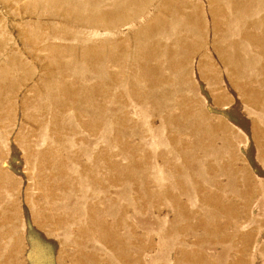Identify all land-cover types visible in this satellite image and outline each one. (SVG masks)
I'll return each mask as SVG.
<instances>
[{
  "label": "rangeland",
  "instance_id": "rangeland-1",
  "mask_svg": "<svg viewBox=\"0 0 264 264\" xmlns=\"http://www.w3.org/2000/svg\"><path fill=\"white\" fill-rule=\"evenodd\" d=\"M0 264H264V0H0Z\"/></svg>",
  "mask_w": 264,
  "mask_h": 264
},
{
  "label": "bare ground",
  "instance_id": "bare-ground-1",
  "mask_svg": "<svg viewBox=\"0 0 264 264\" xmlns=\"http://www.w3.org/2000/svg\"><path fill=\"white\" fill-rule=\"evenodd\" d=\"M90 14H91V13H90ZM92 14H93V13H92ZM92 14H91V15H92ZM100 14H101V13H100ZM94 15L96 16V15H98V14H94ZM108 15H109V14H108ZM110 15H111V14H110ZM87 16H88V15H87ZM100 16H101V15H100ZM100 16L98 15L97 17H100ZM104 16H107V15H104ZM90 17H91V16H90ZM90 17L88 16V18H90ZM111 17H112V16H111ZM92 18H93V15H92ZM105 18H106V17H105ZM109 18H110V17H109ZM112 18H113V17H112ZM114 18H115V17H114ZM90 19H91V18H90ZM94 19H95V18H94ZM95 20H96V19H95ZM95 20H94V21H95ZM119 20H121V19H119ZM119 20H118V21H119ZM94 21H93V22H94ZM95 32H96V30H95ZM95 32H94V34H95ZM100 33H101V32H100ZM98 34H99V33H98ZM99 35H100V34H99Z\"/></svg>",
  "mask_w": 264,
  "mask_h": 264
}]
</instances>
